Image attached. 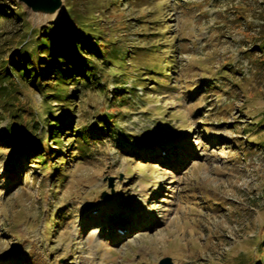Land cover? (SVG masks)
Here are the masks:
<instances>
[{
    "label": "rangeland",
    "instance_id": "374dc122",
    "mask_svg": "<svg viewBox=\"0 0 264 264\" xmlns=\"http://www.w3.org/2000/svg\"><path fill=\"white\" fill-rule=\"evenodd\" d=\"M116 1L71 0L77 11L104 12L101 38L125 32L141 82L130 75L123 91L109 79L104 95L78 92L84 107L68 115L51 101L66 115L64 132L85 124L93 133L84 159L59 151V172L46 122L40 141L25 122L0 143V264H239L249 253L264 264V0ZM0 4L20 6L33 27L65 10L50 22L18 0ZM19 24L0 26V68ZM18 87L20 101L0 80V136L18 126L11 111L28 116L45 105L37 89ZM104 111L109 132L96 129L94 114Z\"/></svg>",
    "mask_w": 264,
    "mask_h": 264
},
{
    "label": "trees",
    "instance_id": "16d2710c",
    "mask_svg": "<svg viewBox=\"0 0 264 264\" xmlns=\"http://www.w3.org/2000/svg\"><path fill=\"white\" fill-rule=\"evenodd\" d=\"M108 1L115 6L118 5L116 0ZM77 9L78 3L66 0L65 10L58 22L47 26L33 27L24 17L26 13L20 6L18 9H13L0 4V26L14 18L20 22L19 26L22 29L12 56L1 59V64H3L0 68V80L13 87V97L19 101L20 97L17 94H19L20 88L18 86L20 83H24L27 87H33L41 92L42 100L45 102L42 110L38 107H31L33 111L28 116L23 112L20 113V110L23 111L24 108L19 111H11L13 112L11 116L18 122V126L12 129L6 126L4 129H7L0 136V143L10 144L16 136L21 134L20 132H24L25 122L31 123V128L28 126L29 130L31 129L34 137L40 141L39 130L46 122L50 128L52 142L58 146L54 159L57 172L66 162L64 161L66 158L59 153L63 148H70V153H74V156L79 160L86 157V152L90 148L89 144L93 133L87 125L74 126L64 132L66 129L65 116L75 112L77 107H84V103L78 101L77 93L79 92L85 97L88 92L104 95L109 79L118 84L120 86L118 89L123 91L127 76L132 75L139 83L141 82L140 77H143L140 68L133 70V66L129 62L131 53L127 49L129 46L125 43L126 36H123L125 32L119 30L120 34L117 37H112L115 35L112 31L108 37L101 38L102 35L107 36L106 30L100 25L104 12L97 15L94 9L88 7H83L79 11ZM116 10L121 9L116 8ZM123 18L125 20L126 15ZM123 24L127 26V22ZM260 41L257 48L264 54V34ZM138 52H140V48H135L132 51L136 54ZM261 56H263L261 62L264 63V55ZM45 68L49 69L47 73H53L54 80L47 82L38 80L39 77L46 76ZM152 78L150 77L149 80ZM71 84L74 85V91L70 89ZM53 100L59 101L64 106L67 111L66 115H56L52 112L51 101ZM94 117L97 120V131L109 132L111 130L112 115L104 111L97 112ZM12 130L14 135L10 134ZM64 137H67L66 142ZM41 150L40 144L35 145L33 152L35 154L38 152L36 158L40 159L44 156ZM41 164L47 168L45 160ZM60 175L61 173H58L57 179ZM55 214L56 212L52 211L50 218H53ZM260 233L257 247L261 253L264 250L263 226L260 228ZM254 258V253L243 255L239 264H256Z\"/></svg>",
    "mask_w": 264,
    "mask_h": 264
},
{
    "label": "water",
    "instance_id": "95a60500",
    "mask_svg": "<svg viewBox=\"0 0 264 264\" xmlns=\"http://www.w3.org/2000/svg\"><path fill=\"white\" fill-rule=\"evenodd\" d=\"M29 7L35 16H39L46 21H53V17L58 15L60 11L65 7L63 0H18ZM112 178L109 182H112ZM108 196V195H107ZM105 196V197H107ZM160 264H174L170 257H164L160 259Z\"/></svg>",
    "mask_w": 264,
    "mask_h": 264
},
{
    "label": "bare ground",
    "instance_id": "6f19581e",
    "mask_svg": "<svg viewBox=\"0 0 264 264\" xmlns=\"http://www.w3.org/2000/svg\"><path fill=\"white\" fill-rule=\"evenodd\" d=\"M147 221V220H146Z\"/></svg>",
    "mask_w": 264,
    "mask_h": 264
}]
</instances>
